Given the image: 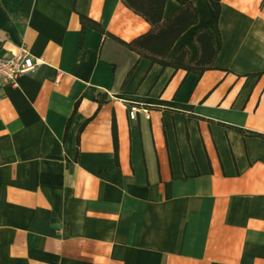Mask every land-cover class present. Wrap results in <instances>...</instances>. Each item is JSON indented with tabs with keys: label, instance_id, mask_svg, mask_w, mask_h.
<instances>
[{
	"label": "crops",
	"instance_id": "0c3cea01",
	"mask_svg": "<svg viewBox=\"0 0 264 264\" xmlns=\"http://www.w3.org/2000/svg\"><path fill=\"white\" fill-rule=\"evenodd\" d=\"M216 28L198 76L125 47L152 28L121 0H0V56L43 61L0 86V264H264V0Z\"/></svg>",
	"mask_w": 264,
	"mask_h": 264
},
{
	"label": "trees",
	"instance_id": "16d2710c",
	"mask_svg": "<svg viewBox=\"0 0 264 264\" xmlns=\"http://www.w3.org/2000/svg\"><path fill=\"white\" fill-rule=\"evenodd\" d=\"M121 1L129 10L148 22L152 28L150 32L131 43L123 44L129 50L136 52L140 57L148 59L152 64L160 65L162 68L184 69L195 72L198 76L204 71L214 68L213 63L218 53L214 30H217L221 0H208L214 11L213 27H205L195 33L193 40L198 47L199 55L192 64L187 63L188 53L184 48L180 49L173 59H167V56L176 40L197 22V11L192 5L193 0H175L180 5V9L167 20L162 18L166 0ZM80 21L84 25L89 20L80 16ZM93 28L102 32L96 23L93 24ZM112 136L116 147L115 123L112 125Z\"/></svg>",
	"mask_w": 264,
	"mask_h": 264
},
{
	"label": "built area",
	"instance_id": "2783aa9c",
	"mask_svg": "<svg viewBox=\"0 0 264 264\" xmlns=\"http://www.w3.org/2000/svg\"><path fill=\"white\" fill-rule=\"evenodd\" d=\"M43 63L35 58L26 46H20L17 54L9 57L0 56V86L9 85L13 88L18 86V78L36 71ZM136 108H129L128 116L134 119Z\"/></svg>",
	"mask_w": 264,
	"mask_h": 264
}]
</instances>
